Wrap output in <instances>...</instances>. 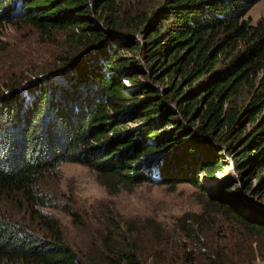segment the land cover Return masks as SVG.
Returning a JSON list of instances; mask_svg holds the SVG:
<instances>
[{
  "label": "trees",
  "instance_id": "obj_1",
  "mask_svg": "<svg viewBox=\"0 0 264 264\" xmlns=\"http://www.w3.org/2000/svg\"><path fill=\"white\" fill-rule=\"evenodd\" d=\"M147 1L0 0V26L64 35L36 79L0 95V200L39 221L0 206V264H195L157 223L140 240L68 245L40 210V182L63 163L113 184L194 185L205 201L180 228L203 264L264 261V16H247L259 0ZM223 158L234 174L204 189ZM218 223L227 246L206 237Z\"/></svg>",
  "mask_w": 264,
  "mask_h": 264
},
{
  "label": "rangeland",
  "instance_id": "obj_2",
  "mask_svg": "<svg viewBox=\"0 0 264 264\" xmlns=\"http://www.w3.org/2000/svg\"><path fill=\"white\" fill-rule=\"evenodd\" d=\"M145 2L146 0H131L130 6L136 7V3ZM247 16L252 23L264 16V0L254 4ZM63 45L64 35L61 33L47 34L17 19L3 22L0 26V95L11 83H20L19 80L23 79L21 83L26 84L36 79L37 71L53 61ZM23 88L19 87L21 90ZM248 128L251 129V126ZM229 161L223 158V169L217 174L220 178H199L204 189L209 191L208 187L213 183L234 174L233 168L226 165ZM40 186L45 202L40 210L58 219L64 241L76 250L85 252L90 245L101 243L107 237L117 244L125 237L140 240L145 236L144 229L157 223L165 235H171L179 241L178 254H184L185 249L192 250L195 264L204 262L198 255L206 254L207 250L200 252V244L194 239L186 238L185 232L180 228L181 224L191 225L192 214L200 211V201H205L201 190L194 185L186 182L174 186L157 182L133 186L113 184L84 165L63 163L46 174ZM236 196L233 197L234 200H247L241 194ZM253 201L264 203V197L254 196ZM0 206L7 214L21 218L32 226L39 224L23 207L18 208L1 200ZM220 224H215L213 231L209 229L206 237L213 244L227 246L220 240V235H217ZM203 242L207 241L204 239ZM180 262L183 263V260ZM263 262L257 261L255 264H264Z\"/></svg>",
  "mask_w": 264,
  "mask_h": 264
},
{
  "label": "water",
  "instance_id": "obj_3",
  "mask_svg": "<svg viewBox=\"0 0 264 264\" xmlns=\"http://www.w3.org/2000/svg\"><path fill=\"white\" fill-rule=\"evenodd\" d=\"M262 264V263H261Z\"/></svg>",
  "mask_w": 264,
  "mask_h": 264
}]
</instances>
